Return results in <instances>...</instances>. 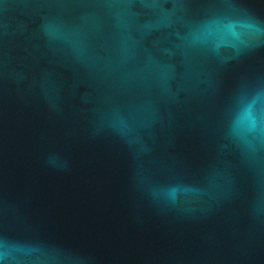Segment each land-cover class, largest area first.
I'll use <instances>...</instances> for the list:
<instances>
[{
  "label": "water",
  "instance_id": "water-1",
  "mask_svg": "<svg viewBox=\"0 0 264 264\" xmlns=\"http://www.w3.org/2000/svg\"><path fill=\"white\" fill-rule=\"evenodd\" d=\"M0 264H264V0H0Z\"/></svg>",
  "mask_w": 264,
  "mask_h": 264
}]
</instances>
